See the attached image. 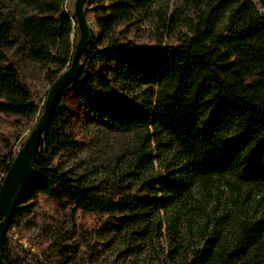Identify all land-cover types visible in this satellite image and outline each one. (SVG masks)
Returning <instances> with one entry per match:
<instances>
[{"label": "trees", "instance_id": "1", "mask_svg": "<svg viewBox=\"0 0 264 264\" xmlns=\"http://www.w3.org/2000/svg\"><path fill=\"white\" fill-rule=\"evenodd\" d=\"M220 1L232 7L233 22L226 32L216 33L205 22L202 28L176 36L175 45L153 46L119 39L116 29L153 15L164 28L165 9L151 10L161 0L88 1L109 6L94 11L99 12L95 13L97 37L80 58V76L66 90L75 88L76 101L94 122L117 132L146 130L139 137L131 164L134 170L127 172L128 177L145 174L152 166L154 157L146 149L152 137L161 136L175 148L183 164L154 181L161 201L182 195L193 180L223 176L264 189V0H257L261 12L251 0ZM5 3L0 0V115L27 118L35 124L48 91L37 100L8 54L17 52L42 68L50 87L71 62L78 39L72 44L70 35L79 36L77 23L73 10L64 7L65 0ZM90 68L97 70L90 75ZM116 87L132 92L145 88L153 99L128 98ZM63 98L62 94L56 102L39 145L35 161L39 177L23 190L8 228L20 215L28 191L67 201L85 213L120 215L121 223L133 221L147 200L122 194L115 184L114 188L88 185L49 165V150L65 143L59 130L65 118ZM15 156L6 145L0 147V157L9 162L7 171ZM259 230L243 222L231 254L221 250L211 258L202 249L193 263L255 264L252 234ZM0 251L5 264H13L6 235Z\"/></svg>", "mask_w": 264, "mask_h": 264}, {"label": "rangeland", "instance_id": "2", "mask_svg": "<svg viewBox=\"0 0 264 264\" xmlns=\"http://www.w3.org/2000/svg\"><path fill=\"white\" fill-rule=\"evenodd\" d=\"M74 1L65 0L64 7L72 11ZM251 1L261 12L257 0ZM5 4L10 5L11 0ZM108 6L107 2H87L85 6L95 38V13ZM163 8L167 19L164 28L153 15L119 26L116 37L139 45H175L176 36L202 28L205 22L212 24L216 33L226 32L233 22L232 7L220 0L201 4L161 0L151 10L154 13ZM76 39L72 32L71 43ZM8 61L18 67L21 81L37 100L46 94L50 87L42 68L14 51L8 54ZM96 70L90 68L88 73ZM114 89L128 98L153 99L152 92L145 88L134 92ZM74 92L73 87L63 93L65 118L59 130L65 143L49 150V165L91 186L114 188L115 184L120 193L148 202H142L133 221L121 223L120 215L85 213L67 201L28 191V200L6 233L7 255L13 264H194L202 249L208 250L211 258L221 250L231 254L243 222L260 228L252 234V259L255 264H264L263 188L223 176L193 180L182 195L161 201L154 181L183 164L175 148L167 146L161 136L152 137L146 148L154 157L152 166L145 174L128 177L127 172L134 170L131 164L140 147L139 137L146 130L117 132L94 122L76 101ZM33 126L27 118L0 115V147L6 145L17 153ZM152 132L149 129L148 133ZM147 180L153 182L148 184Z\"/></svg>", "mask_w": 264, "mask_h": 264}, {"label": "water", "instance_id": "3", "mask_svg": "<svg viewBox=\"0 0 264 264\" xmlns=\"http://www.w3.org/2000/svg\"><path fill=\"white\" fill-rule=\"evenodd\" d=\"M88 1L75 0L73 3V15L79 36L71 62L50 86L43 105V112L38 117L22 147L18 150L0 185V248L23 190L39 177L35 165L36 156L56 102L66 88L80 76L82 71L80 58L95 38L94 29L89 24L85 13V6ZM0 264H5L1 251Z\"/></svg>", "mask_w": 264, "mask_h": 264}, {"label": "built area", "instance_id": "4", "mask_svg": "<svg viewBox=\"0 0 264 264\" xmlns=\"http://www.w3.org/2000/svg\"><path fill=\"white\" fill-rule=\"evenodd\" d=\"M15 154H17L15 152ZM9 165V162L3 161V159L0 157V185L2 184V181L7 173L6 167Z\"/></svg>", "mask_w": 264, "mask_h": 264}]
</instances>
